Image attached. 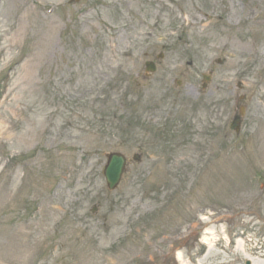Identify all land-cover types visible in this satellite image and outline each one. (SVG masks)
<instances>
[{
    "label": "rangeland",
    "instance_id": "rangeland-1",
    "mask_svg": "<svg viewBox=\"0 0 264 264\" xmlns=\"http://www.w3.org/2000/svg\"><path fill=\"white\" fill-rule=\"evenodd\" d=\"M114 151L141 159L110 192ZM248 261L264 264V0H0V264Z\"/></svg>",
    "mask_w": 264,
    "mask_h": 264
},
{
    "label": "water",
    "instance_id": "water-1",
    "mask_svg": "<svg viewBox=\"0 0 264 264\" xmlns=\"http://www.w3.org/2000/svg\"><path fill=\"white\" fill-rule=\"evenodd\" d=\"M150 65L151 63H148V66ZM107 158L108 164L104 169V174L109 188L115 189L121 181L122 175L127 167L128 159L122 153H110L107 154Z\"/></svg>",
    "mask_w": 264,
    "mask_h": 264
},
{
    "label": "bare ground",
    "instance_id": "bare-ground-1",
    "mask_svg": "<svg viewBox=\"0 0 264 264\" xmlns=\"http://www.w3.org/2000/svg\"><path fill=\"white\" fill-rule=\"evenodd\" d=\"M260 264H263V263H260Z\"/></svg>",
    "mask_w": 264,
    "mask_h": 264
}]
</instances>
